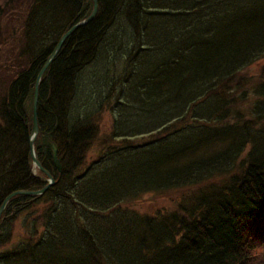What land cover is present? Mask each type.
<instances>
[{"label":"trees","instance_id":"obj_1","mask_svg":"<svg viewBox=\"0 0 264 264\" xmlns=\"http://www.w3.org/2000/svg\"><path fill=\"white\" fill-rule=\"evenodd\" d=\"M214 1L98 0L95 20L70 36L42 79L35 147L57 182L43 196L18 195L9 202L0 225V264H264V143L256 154L251 142L255 134L264 135V71L247 119L238 107L240 97L228 89L235 76L246 78L247 69L264 62V2L261 21L253 25L261 50L246 57L240 47L213 38L197 94L182 59L197 44L194 37L209 34L203 24ZM24 8L29 11L14 16L15 31L0 35V207L14 191L44 186L33 171L29 147L36 78L60 36L89 16L93 2L32 0ZM155 17L167 21L158 38L163 53L148 31ZM10 41L12 56L4 58ZM153 57L173 67L165 80L171 85L170 105L163 104L162 83L154 80L163 68L149 62ZM103 67L105 82L96 91L91 80ZM14 76L17 81L8 86ZM219 91L227 108L212 103ZM106 98L115 99L111 111L117 123L105 154L87 164ZM88 105L95 109L86 111ZM204 125L214 131L217 144L227 143L225 161L212 150L202 157L193 132ZM226 126L239 127L240 135ZM143 135L155 138L123 147L122 140ZM54 147L61 173L53 164ZM215 163L227 166L220 173ZM181 188L196 191L176 210L149 215L123 208L148 192ZM14 216L23 218L27 229L15 248L8 220Z\"/></svg>","mask_w":264,"mask_h":264},{"label":"rangeland","instance_id":"obj_2","mask_svg":"<svg viewBox=\"0 0 264 264\" xmlns=\"http://www.w3.org/2000/svg\"><path fill=\"white\" fill-rule=\"evenodd\" d=\"M32 0H0V18L2 19V25L0 26V35L6 37L7 35L13 33L16 29V24L14 21V16L21 13V11L26 10L29 11V8H24L27 3ZM261 2L264 0H215L212 6L211 17L208 23L203 24V29L209 34L207 37H194L197 41V44L191 46L182 59V67L188 69V71L193 74V84L196 86L194 88L195 93H201V89H197V84H202L201 72L204 71L202 67V61L207 56L210 48L211 42L213 38L219 39L226 47L228 46H237L240 47L242 52L245 53L247 57L251 52L257 53L258 50H261V41L255 40L257 37L254 36L256 31V27L253 26L254 23L261 21ZM8 3V4H7ZM167 21L161 17L152 18L148 23V31L151 38L152 43L158 47V52L163 53L164 44L163 41L158 38L161 36V30L165 27ZM1 45V44H0ZM5 45L12 49V41L9 44ZM134 43H130L128 46L132 47ZM15 46L19 45L15 43ZM259 52V51H258ZM2 56L6 57L3 53ZM125 56L122 58V62L124 61ZM153 64H159L163 71L161 75L155 76L154 80L159 78V81L162 83L161 94L163 97V104L170 105L172 94H171V85L166 83L165 80L167 78L166 73H168V78H170L173 73V67L171 63L166 67V62L163 57L159 60H156L153 57V61H149ZM104 63V62H103ZM103 65V64H102ZM105 67V65H104ZM103 67V71L101 70V75L94 77L91 82L95 84L96 91L98 90V86L102 85L105 82V72ZM102 68V66H101ZM117 68L123 74L125 68L122 64L118 63ZM264 71V62L258 61L251 69H247L245 72L246 78L242 77H234L231 81H229L228 89L233 91V96H239V104L238 107L241 108L244 113V119H247L250 106L254 103V89L256 85L262 79V72ZM85 76L90 74V69H86L83 73ZM186 71L183 70V78L186 80ZM4 76L0 69V77ZM81 82L83 86L88 89V85L84 79V76L81 75ZM155 80V81H156ZM197 80V81H196ZM16 78L11 80L10 82H6L8 86L14 84L16 82ZM196 81V82H195ZM195 82V83H194ZM155 89V85L153 86V91ZM194 93V94H195ZM213 105H221L225 108L228 107L226 105V97L223 91L217 92L212 98ZM115 99L109 100L105 99V105L101 108V114L95 120L98 122L99 135L95 141L92 142V145L89 149L87 163H91L94 160H98L105 154V143L112 140L113 127L117 123L118 117L113 115L111 111V105H114ZM225 103V104H224ZM149 104L151 106L154 105V101L150 100ZM95 109L94 106L88 105L86 111H91ZM223 128H228L227 130L231 132L233 136H239L241 133V129L239 127H230L226 126ZM222 128V129H223ZM226 130H222L221 134L224 135ZM196 136L195 139L197 141V145L199 146L202 157H206L207 152L212 150L213 152L221 153V156L225 155L226 144L225 142H221V144L216 143V136L213 130L208 128L206 125L200 128L194 129L193 132ZM192 133V134H193ZM154 135H143L140 137H134L128 140H122L124 142V146L128 145H141L150 140H153ZM99 140L100 142H98ZM253 144V149L256 154L261 153V143H264V135L255 134L251 140ZM250 148V147H249ZM226 155L221 158V161H225ZM215 168L221 173V171L226 168L225 163H215ZM232 167L234 169L237 168V164H233ZM236 171V170H234ZM192 191H196V189L190 188H181V189H170L165 191H159V194H155V192H148L144 194V196L136 201L129 202L123 205V208H133L139 213L142 214H156V213H165L168 211H173L177 209L178 202L183 201L182 199L186 196L192 195ZM42 209H44V205L42 204ZM27 229L25 228L23 233ZM68 243H70L68 241Z\"/></svg>","mask_w":264,"mask_h":264},{"label":"water","instance_id":"obj_3","mask_svg":"<svg viewBox=\"0 0 264 264\" xmlns=\"http://www.w3.org/2000/svg\"><path fill=\"white\" fill-rule=\"evenodd\" d=\"M94 3V8L92 13L90 14L89 17H87L85 20L79 22L78 24H76L75 26H73L67 33H65L59 40L58 44L56 45L55 49L53 50L52 54L50 55L49 59L47 60L45 66L43 67L40 75L37 78V82L35 84V88H34V97H33V129H32V133L30 135V149H31V157L34 161V163L36 164L37 167H39L40 169H42V166L39 162V160H37V156H36V150H35V141L37 139V136L39 134V125H38V117H37V107H38V100H39V88H40V83H41V78L44 74V72L47 70V68L49 67L50 63L55 59V57L58 55L59 51L61 50V48L63 47L65 41H67V39L79 28L89 24L90 22H92L97 13H98V1L97 0H93ZM54 164L57 167V170L60 172L61 171V164H60V159L58 156V151L57 149L54 150ZM46 173V175L50 178V180L52 181V184L54 183V176L51 175L49 172L44 171ZM50 187V185L46 186L43 190L39 191V192H35V193H31L28 191H20L17 193H14L13 195H10L5 203L3 204V206L1 207L0 210V214L1 212L4 210L7 202L16 194H25V195H38V194H43L48 188Z\"/></svg>","mask_w":264,"mask_h":264},{"label":"bare ground","instance_id":"obj_4","mask_svg":"<svg viewBox=\"0 0 264 264\" xmlns=\"http://www.w3.org/2000/svg\"><path fill=\"white\" fill-rule=\"evenodd\" d=\"M47 59H48V58H47ZM45 63H46V62H45ZM45 63H44V65L42 66V68L40 69V71H39V73H38V75H37V78H38V76L40 75V73H41L43 67L45 66ZM37 78H36V82H37ZM35 84H36V83H35Z\"/></svg>","mask_w":264,"mask_h":264}]
</instances>
